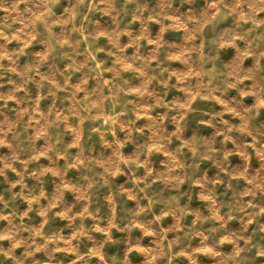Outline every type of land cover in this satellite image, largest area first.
Returning <instances> with one entry per match:
<instances>
[{
    "label": "rangeland",
    "instance_id": "rangeland-1",
    "mask_svg": "<svg viewBox=\"0 0 264 264\" xmlns=\"http://www.w3.org/2000/svg\"><path fill=\"white\" fill-rule=\"evenodd\" d=\"M0 264H264V0H0Z\"/></svg>",
    "mask_w": 264,
    "mask_h": 264
}]
</instances>
